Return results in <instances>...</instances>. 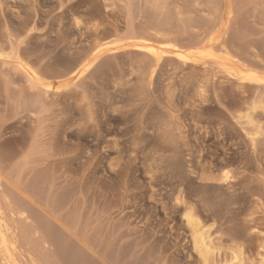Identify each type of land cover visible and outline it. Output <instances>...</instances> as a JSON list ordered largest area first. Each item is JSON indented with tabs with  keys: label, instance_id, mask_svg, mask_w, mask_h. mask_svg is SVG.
Listing matches in <instances>:
<instances>
[{
	"label": "rangeland",
	"instance_id": "374dc122",
	"mask_svg": "<svg viewBox=\"0 0 264 264\" xmlns=\"http://www.w3.org/2000/svg\"><path fill=\"white\" fill-rule=\"evenodd\" d=\"M165 9L176 32L187 28L201 37L195 47L213 45L220 63H252L264 74V0H0V169L15 210L11 224L22 264H200L184 219L188 207L208 225L220 255L224 252L222 260H231L230 250L237 247L246 251L245 264H258L256 253L264 242V134L251 147L244 126L234 119L243 105L242 90L217 84L218 103L209 85L204 101L194 87L201 72L191 64L182 67L172 55L165 56L149 84L145 67L151 60L131 46L130 38ZM190 24L197 29H188ZM178 42L183 52L196 49L189 40ZM99 43L111 47L86 77L76 82L59 77L64 67L93 60ZM20 57L43 72L51 90L32 85L18 66ZM256 120L264 126V113ZM0 259L6 264L1 254Z\"/></svg>",
	"mask_w": 264,
	"mask_h": 264
},
{
	"label": "bare ground",
	"instance_id": "6f19581e",
	"mask_svg": "<svg viewBox=\"0 0 264 264\" xmlns=\"http://www.w3.org/2000/svg\"><path fill=\"white\" fill-rule=\"evenodd\" d=\"M197 1V0H196ZM255 1V0H254ZM167 2V1H166ZM214 2V1H213ZM228 2V1H227ZM250 2V1H249ZM128 3V2H127ZM159 3H162V2H158ZM168 3V2H167ZM206 3V2H204ZM226 3V2H225ZM261 3V2H259ZM108 4V2H107ZM111 4V3H110ZM132 4V2H131ZM155 4H157L155 2ZM257 4V3H255ZM106 5V4H105ZM162 5H164L162 3ZM165 5H168V4H165ZM164 5V6H165ZM206 5V4H205ZM111 6V5H110ZM139 6V4H138ZM155 6V5H154ZM201 6V5H200ZM227 6V5H225ZM143 7V6H142ZM161 7V5H160ZM192 7V5H191ZM220 7V6H219ZM259 7V5H258ZM257 7V8H258ZM155 8V7H154ZM164 9V7H161ZM174 8V7H173ZM183 8V7H182ZM190 8V7H189ZM193 8V7H192ZM191 8V9H192ZM132 9V8H131ZM210 9V8H209ZM214 9V8H213ZM135 10V9H134ZM156 10V9H155ZM166 12L162 15V16H158V17H155L154 19H152V21L150 20V22H147L145 24H143L138 30V36H135L134 34V31L132 32L133 33V36L130 38L132 43H131V46L136 50L138 49L139 51L142 52V55L151 60L150 64L147 65V67H145V77L147 79V81L149 82V84L152 83L153 79H154V76L155 74L157 73L159 67L161 66L162 62L165 60V56L167 55H172L174 56L175 58H177L181 64L182 67L184 66H188L189 64H191L192 66V69L196 70V71H200L201 74H198L197 76L195 75V85L194 87L196 86L197 89V92L195 91V94H197V96L199 98H201L202 100L206 101L207 98H209V85H211V87L214 89V95H215V98L217 99L218 103H220V94L218 93V88H217V84L221 85L223 83L225 84H229V85H235V87L239 88L240 90H242L243 92L241 93L242 95H244V97H241L242 100H243V105H241L239 108H237V110L234 112L235 115L234 116V119L237 120V123L239 125H241L243 127V130L245 131V136H247L250 144H251V147L254 146V148L259 144L260 142V137L263 136L264 134V126H262L261 124L257 123L256 121V115L259 113V112H263L264 113V74H259L257 71H256V67L255 65H253L252 63H249V65H242V66H229L228 64L226 63H220L219 60L222 59L220 56H217V54L215 52V47L212 45V46H209V47H204V48H199V47H195L196 45H198L199 43V38L201 39V37H195L191 34H188L187 32V28H181L180 32H176L174 27L171 26L170 22H172V16L170 14L169 9L167 11V9H165ZM231 10V9H230ZM229 10V11H230ZM116 11V10H115ZM114 11V12H115ZM127 11V10H125ZM148 11V10H147ZM157 11V10H156ZM155 11V12H156ZM164 11V10H163ZM187 11V10H186ZM235 11V10H234ZM137 12V11H136ZM135 12V13H136ZM251 12V11H250ZM120 13V12H119ZM234 13V12H233ZM257 13V12H256ZM263 13V12H262ZM115 14V13H114ZM127 14V13H126ZM132 14V13H131ZM191 14V13H190ZM113 15V14H112ZM116 15V14H115ZM149 15V14H148ZM182 14H178V16H181ZM194 15V14H193ZM216 15V14H214ZM219 15V14H218ZM229 15H230V12H229ZM234 15V14H233ZM258 15V14H257ZM80 16V15H79ZM117 16V15H116ZM126 16V15H125ZM124 16V17H125ZM138 16V15H137ZM236 16V15H235ZM260 16V15H259ZM92 17V15L90 16V18ZM113 17V16H112ZM154 17V16H153ZM182 17V16H181ZM222 17V16H221ZM255 17V16H254ZM257 17V16H256ZM103 18V17H102ZM114 18V17H113ZM194 18V16H193ZM214 18V17H213ZM253 18V17H252ZM93 19V18H92ZM91 19V20H92ZM150 19V18H149ZM182 19V18H181ZM221 19V18H220ZM189 20V19H188ZM202 20V19H201ZM240 20V19H239ZM258 20V19H257ZM96 21V20H95ZM149 21V20H148ZM184 21V20H183ZM225 21V20H224ZM78 22V21H77ZM80 22V21H79ZM109 22V21H108ZM141 22V20H140ZM189 22V21H187ZM192 22V20H191ZM199 22V20H198ZM203 22V21H202ZM259 22V21H258ZM133 23V22H132ZM226 23V22H225ZM231 23V22H230ZM235 23V21H234ZM254 23V22H253ZM262 23V22H261ZM142 24V23H141ZM185 24V23H184ZM223 24V22H222ZM221 24V26H223ZM232 24V23H231ZM246 24V23H245ZM259 24V23H258ZM136 25V24H135ZM138 25V23H137ZM217 25V24H216ZM241 25V24H240ZM264 25V24H263ZM101 26V24L99 25ZM104 26V25H103ZM181 26V25H180ZM233 26V25H232ZM245 26V25H244ZM251 26V25H250ZM253 26V25H252ZM76 27V26H75ZM105 27V26H104ZM103 27V28H104ZM197 25H194V24H190L188 26V29L190 28L191 31L192 29L195 30L197 29ZM202 27V26H201ZM211 27V26H210ZM213 27V26H212ZM226 27V26H224ZM246 27V26H245ZM77 28V27H76ZM200 28V27H199ZM244 28V27H243ZM73 29V28H72ZM102 29V28H101ZM201 29V28H200ZM210 29V28H209ZM77 30V29H76ZM106 30V28H105ZM110 30V29H109ZM206 30V29H205ZM223 30V29H222ZM249 30V29H248ZM251 30V29H250ZM257 30H260L257 29ZM84 31V30H83ZM91 31V30H90ZM99 31V30H98ZM200 31V30H199ZM202 31V30H201ZM254 31V30H253ZM114 32V31H113ZM190 32V31H189ZM207 32V31H206ZM210 32V30H209ZM222 32V31H221ZM221 32L220 35H221ZM228 32V31H227ZM231 32V31H230ZM239 32V31H237ZM111 33V32H110ZM201 33V32H200ZM199 33V35H200ZM208 33V32H207ZM218 33V35H219ZM247 33V32H246ZM250 33V32H249ZM258 33V32H257ZM255 33V35L257 34ZM263 33V32H261ZM212 34V32H211ZM229 34V33H228ZM227 34V35H228ZM85 35V34H84ZM98 35V34H97ZM213 35V34H212ZM211 35V36H212ZM231 35V34H230ZM234 35V34H232ZM254 35V34H253ZM79 36V35H78ZM89 36V35H88ZM106 36V35H105ZM197 36V35H196ZM225 36V35H224ZM229 36V35H228ZM243 36V35H242ZM11 37V36H10ZM108 37V36H107ZM113 37V36H112ZM189 37H191V39H189ZM203 37V36H202ZM204 37H206L204 35ZM247 37H248V34H247ZM2 38V37H1ZM0 38V39H1ZM198 38V39H197ZM211 38V37H210ZM212 38L214 39V35L212 36ZM226 38V37H225ZM243 38L245 39V34L243 36ZM68 39V38H67ZM118 39V38H117ZM220 39V38H219ZM263 39V38H261ZM5 40V39H4ZM186 40H189V42L196 48L195 50H191L190 52H183L182 49L178 46V41H182V42H185ZM204 40V38H203ZM227 40V39H226ZM242 40V39H241ZM253 40V39H252ZM17 41V40H16ZM118 41V40H117ZM129 41V39H128ZM206 41V40H205ZM215 40H213L214 42ZM231 41H232V37H231ZM6 42V41H5ZM106 42V41H105ZM122 42V40H121ZM130 42V41H129ZM209 42H211L209 40ZM221 42V41H220ZM262 42V41H261ZM123 43V42H122ZM126 43V42H125ZM201 43V41H200ZM8 44V43H6ZM15 44V42H14ZM118 44V43H117ZM130 44V43H129ZM183 44V43H182ZM233 44V43H232ZM236 44V43H235ZM251 44V43H250ZM2 45V44H1ZM88 45V44H87ZM96 45V43H95ZM111 44H107V43H99L97 46H95V54L93 56V60L91 61H81L80 63H77L75 65H72L70 67H68L64 71H61V72H58V75L59 77H65V76H69L71 78L72 81H79L80 79H82L86 74L87 72H89L91 70V68L93 67L94 65V62L96 61V59L101 56L103 53H105L107 51V48L108 46H110ZM127 45V44H126ZM190 45V44H189ZM201 45V44H199ZM211 45V43H210ZM218 45V44H217ZM263 45V43H262ZM10 46V45H9ZM130 46V45H129ZM229 46V44H228ZM236 46V45H235ZM4 47V46H3ZM111 47V46H110ZM116 47V46H115ZM121 47V46H120ZM190 47V46H189ZM220 47L222 48V52L223 54H228L229 51H227V47H226V44H221ZM234 47V46H233ZM249 47V46H248ZM261 47V46H260ZM263 47V46H262ZM74 48V47H73ZM94 48V46H93ZM251 48H252V44H251ZM3 49V48H2ZM24 49V48H23ZM117 49V48H116ZM236 49L238 50V48L236 47ZM241 49V48H240ZM25 50V49H24ZM27 50V49H26ZM30 50V49H29ZM74 50V49H73ZM76 50V49H75ZM219 50V49H218ZM257 50V49H256ZM13 51V50H12ZM89 51V50H88ZM124 51V50H123ZM220 51V50H219ZM220 51V52H221ZM253 51V50H252ZM259 51V49H258ZM263 51V50H262ZM108 52V51H107ZM138 52V51H137ZM221 52V54H222ZM38 53V52H36ZM40 53V52H39ZM89 53V52H88ZM124 53V52H123ZM133 53V52H132ZM232 53V51H231ZM234 53V52H233ZM260 53V51H259ZM10 54V53H9ZM15 54V52H14ZM33 54V52H32ZM117 54V52H116ZM219 54V52H218ZM222 54V55H223ZM236 54V52H235ZM244 53L242 52V55ZM255 54V53H254ZM44 55V54H43ZM91 55V54H90ZM109 55V54H108ZM107 55V56H108ZM232 55V54H231ZM238 57V60L240 59L239 57V54H236ZM241 55V54H240ZM1 56V55H0ZM16 56V55H15ZM19 56V54H18ZM17 56V58H18ZM21 56V55H20ZM38 56V55H37ZM79 56V55H78ZM138 56V55H137ZM141 56V55H140ZM235 56V55H234ZM247 56V55H246ZM245 56V57H246ZM264 56V54H263ZM10 57V56H9ZM13 57V56H12ZM43 57V56H42ZM244 57V56H242ZM257 57V56H256ZM14 58V57H13ZM16 58V57H15ZM36 58V57H35ZM39 58V57H38ZM132 58V57H131ZM134 58V57H133ZM144 58V59H145ZM169 58V57H168ZM226 58V57H224ZM228 58V57H227ZM233 58V57H232ZM11 59V58H9ZM23 58H19V62H18V66L19 68L23 71L24 74H26L28 80L32 83V85L34 86H37V87H44V89L46 88L47 90H49L51 88V86H53L51 83L50 84H45L43 81V77L41 78L40 74L43 73L41 72L39 74V72H36L35 70H33V68L29 67L27 64H25L26 62H24V60H22ZM29 59V58H28ZM104 59V58H103ZM102 59V60H103ZM108 59V58H107ZM119 59V58H118ZM237 59V58H236ZM245 59V58H244ZM247 59V57H246ZM264 59V58H263ZM76 60V59H75ZM100 60V59H99ZM225 60V59H224ZM233 60V59H232ZM40 61V60H39ZM59 61V60H58ZM130 61V60H129ZM170 61V60H169ZM231 61V60H230ZM246 61V60H245ZM38 62V61H37ZM68 62V61H67ZM110 62V61H109ZM172 62V61H171ZM56 63V62H55ZM58 63V62H57ZM98 63V62H97ZM147 63V62H146ZM145 63V64H146ZM240 63V62H239ZM242 63V62H241ZM245 63V62H244ZM11 64V63H10ZM54 64V63H53ZM104 64V63H103ZM130 64V63H129ZM247 64V62L245 63ZM32 65V64H31ZM30 65V66H31ZM35 65V64H34ZM61 65V64H59ZM105 65V64H104ZM2 66V64H1ZM12 66V65H11ZM130 66V65H129ZM34 67V66H33ZM62 67V66H61ZM102 67V66H101ZM100 67V68H101ZM143 67V66H142ZM36 68V67H35ZM38 68V67H37ZM180 68V67H179ZM188 68V67H187ZM42 69V68H41ZM63 69V67H62ZM191 69V70H192ZM59 70V69H58ZM61 70V69H60ZM1 71V70H0ZM6 71V70H5ZM38 71V70H37ZM51 71V70H50ZM182 71V70H181ZM2 72V71H1ZM7 72H8V69H7ZM11 72V70H10ZM124 72V71H123ZM140 72V70H139ZM177 72V70H176ZM195 72V71H194ZM260 72V71H259ZM96 73V72H95ZM181 73V72H180ZM184 73V72H183ZM13 74V73H12ZM143 74V73H141ZM190 74V73H189ZM43 75V74H42ZM130 75V74H129ZM194 75V74H193ZM2 76H4L2 74ZM50 76V75H48ZM47 76V77H48ZM123 76V75H122ZM6 77V76H5ZM45 77V76H44ZM53 77V76H52ZM60 77V78H61ZM86 77V76H85ZM116 77V76H115ZM141 77V76H140ZM54 78V77H53ZM67 78V77H66ZM65 78V79H66ZM194 78V77H193ZM144 79V78H143ZM191 79V78H190ZM49 80V77L47 79V81ZM54 80V79H53ZM5 81V80H4ZM168 81V80H167ZM138 82V81H137ZM193 82V81H192ZM6 83V82H5ZM11 83V82H10ZM25 83V82H24ZM47 83V82H46ZM116 83V82H115ZM146 83V82H145ZM12 84V83H11ZM21 84V83H20ZM167 84V83H166ZM249 84V85H248ZM73 85V84H72ZM142 85V84H141ZM165 85V84H164ZM190 85V84H189ZM4 86V85H3ZM2 86V87H3ZM10 86V85H9ZM29 86V85H28ZM169 86V85H168ZM184 86V85H183ZM186 86V85H185ZM6 87V86H5ZM60 87V86H59ZM187 87V86H186ZM234 87V88H235ZM32 88V87H31ZM136 88V87H135ZM188 88V87H187ZM3 89V88H2ZM19 89V87L17 88ZM34 89V88H33ZM32 89V91H33ZM39 89V88H38ZM43 89V90H44ZM74 89V88H73ZM194 89V88H193ZM51 90V89H50ZM59 90V89H58ZM189 90V89H187ZM186 90V91H187ZM237 90V89H235ZM239 90V91H240ZM42 91V90H41ZM69 91V90H67ZM137 91V89H136ZM143 91V90H142ZM153 91V90H152ZM181 91V90H180ZM194 91V90H193ZM220 91V89H219ZM227 91V90H226ZM225 91V92H226ZM4 92H5V89H4ZM50 92V91H49ZM48 92V94H49ZM54 92V91H53ZM175 92V91H174ZM189 91H187L186 93H188ZM229 92V91H228ZM14 93V91H13ZM68 93V92H67ZM82 93V92H81ZM140 93V91H139ZM145 93V92H144ZM6 94V93H5ZM30 94V93H29ZM56 94V93H55ZM136 94V93H135ZM185 94V93H184ZM45 95V94H43ZM229 95V94H228ZM239 95V94H238ZM247 95V96H246ZM20 96V95H19ZM41 96V94H40ZM186 96V95H185ZM32 97V96H31ZM42 97V96H41ZM49 97V96H48ZM56 97V96H55ZM197 97V99H198ZM221 97V96H220ZM223 97V96H222ZM227 97V96H226ZM232 97V96H231ZM17 98V97H16ZM33 98V97H32ZM43 98V97H42ZM233 98V97H232ZM240 98V96H239ZM238 98V100H239ZM46 99V98H45ZM144 99V98H143ZM180 99V98H179ZM178 99V100H179ZM229 99V97L227 98ZM226 99V100H227ZM37 100V99H36ZM190 100V99H189ZM200 100V99H199ZM235 100V99H234ZM238 100L236 102H238ZM4 101V99H3ZM33 101V100H32ZM204 101H202L201 103L203 104ZM23 102V101H22ZM29 102V100H28ZM33 102H36V101H33ZM38 102V101H37ZM41 102V101H40ZM26 103V102H25ZM30 103V102H29ZM200 103V104H201ZM239 103V104H240ZM14 104V103H13ZM31 104V103H30ZM41 105V103H38ZM228 104V102H227ZM23 105V103H22ZM35 105V104H34ZM37 105V104H36ZM189 105V104H188ZM194 105V104H193ZM206 105V104H205ZM25 106V105H24ZM33 106V103L32 105ZM30 106V107H31ZM166 106V105H165ZM201 106V105H200ZM223 106V105H222ZM236 106V105H235ZM37 107V106H36ZM196 107V106H195ZM225 107V106H224ZM230 107V105H229ZM26 108V107H25ZM25 108H21L24 109ZM40 108V107H39ZM192 108V107H191ZM231 108V107H230ZM5 109V108H4ZM29 109V108H28ZM42 109V108H41ZM118 108H116L117 110ZM201 108L199 107V110ZM50 110V109H49ZM192 110V109H191ZM198 110V109H197ZM198 110V111H199ZM202 110V109H201ZM200 110V111H201ZM204 110V109H203ZM228 110V109H227ZM233 110V108L231 109ZM15 112V111H14ZM47 112V111H46ZM162 112V111H161ZM230 112V111H229ZM12 113V112H11ZM167 113V112H166ZM178 113V112H177ZM200 113V112H199ZM14 114V113H13ZM33 114V113H32ZM137 114V113H136ZM206 114V113H205ZM209 114V113H208ZM141 115V114H140ZM1 116V115H0ZM4 116V115H3ZM136 116V115H135ZM174 116V115H173ZM176 116V115H175ZM41 117V116H40ZM179 117V116H178ZM203 117V116H202ZM205 117V116H204ZM231 117V116H230ZM134 118V117H133ZM206 118V117H205ZM204 118V119H205ZM263 118V117H262ZM141 119V118H140ZM198 119V118H197ZM202 119V118H201ZM217 119V118H216ZM221 119V118H220ZM219 119V120H220ZM12 120V119H11ZM23 120V119H22ZM21 120V121H22ZM29 120V119H28ZM232 120V119H231ZM26 121V120H25ZM198 121V120H197ZM196 121V122H197ZM210 121V120H209ZM45 122V121H44ZM223 122V121H222ZM221 122V123H222ZM22 123V122H21ZM200 123V122H199ZM215 123V122H214ZM236 123V124H237ZM24 124V123H23ZM46 124V123H45ZM164 124V123H163ZM175 124V123H174ZM198 124V123H197ZM225 124V123H224ZM226 125V124H225ZM3 126V125H2ZM21 126V125H20ZM28 126V125H27ZM165 126V125H164ZM184 126V125H183ZM205 126V125H204ZM220 126V125H219ZM157 127V126H156ZM168 127V125H167ZM8 128V127H7ZM36 128V127H34ZM136 128V127H135ZM206 129V128H205ZM132 130H135L134 128ZM141 131V130H140ZM139 131V132H140ZM165 131V130H164ZM170 131V130H169ZM18 132V131H17ZM143 132V131H142ZM175 132V130H174ZM241 132V130H240ZM166 133V132H165ZM163 133V134H165ZM242 133V132H241ZM132 134V133H131ZM26 135V134H25ZM144 135V134H143ZM161 135V134H160ZM159 135V136H160ZM180 135V133H179ZM21 136V135H20ZM133 136V135H132ZM140 136V134H139ZM162 136V135H161ZM39 137V135H38ZM162 138V137H161ZM263 138V137H262ZM42 139V138H41ZM133 139V138H132ZM136 139V137H135ZM172 139V138H171ZM229 139V138H228ZM156 140V139H155ZM161 140V139H160ZM246 140L245 142L248 143ZM116 141V140H115ZM158 141V140H157ZM171 141V140H170ZM180 141V140H179ZM163 142V140H162ZM165 142V141H164ZM169 142V140L167 141V143ZM261 142H264L261 140ZM115 143V142H114ZM134 143V142H133ZM181 143V141H180ZM164 144V143H163ZM245 144V143H244ZM135 145V144H133ZM138 145V144H137ZM184 145V144H183ZM247 145V144H246ZM261 145V144H260ZM161 146V145H160ZM169 146V145H167ZM250 147V146H249ZM264 147V145H263ZM162 148V147H160ZM14 149V148H13ZM12 149V150H13ZM22 151V150H21ZM32 151V149L30 150ZM252 152V151H250ZM11 154V153H10ZM252 155V153H251ZM260 155V154H259ZM253 156V155H252ZM1 157H5V156H1ZM9 157V156H8ZM16 157V156H15ZM14 157V158H15ZM179 157V156H178ZM248 157V156H247ZM255 157V156H253ZM6 158H7V155H6ZM10 158V157H9ZM9 158H7L9 160ZM6 159V160H7ZM231 159V158H230ZM250 159V158H249ZM5 160V158H3V161ZM253 160V159H252ZM255 160V159H254ZM238 161V160H237ZM6 162V161H5ZM17 162V161H16ZM256 162V161H255ZM259 162V161H258ZM8 163L9 165V162H6ZM5 163V164H6ZM11 163V162H10ZM3 164V163H2ZM1 164V167L4 165ZM173 164V163H172ZM179 164V163H178ZM11 165V164H10ZM29 165V164H28ZM171 165V164H170ZM174 165V164H173ZM180 165V164H179ZM205 165V164H204ZM245 165V164H244ZM254 165V164H253ZM256 165V164H255ZM13 166V165H12ZM231 166V165H230ZM6 167V165H5ZM9 167V166H8ZM173 167V166H172ZM178 167V166H177ZM12 168V167H11ZM10 168V170H11ZM17 168V167H16ZM180 168V167H178ZM14 169V168H13ZM13 169H12V172H13ZM6 170V169H5ZM9 170V171H10ZM174 170V169H172ZM201 170V169H200ZM3 171H1L0 169V254H1V257L2 259L4 260L3 263H6V264H22L21 262V256L23 257V255H21L20 253V248H19V240H18V235L16 234L15 232V229L13 228L11 222H12V218L11 216L15 215L14 214V211L13 208L11 207V203L8 202V199L10 200V197H8V193H6L4 191V183H6V177L4 178V172L2 174ZM17 172V171H16ZM6 173V172H5ZM202 173V172H201ZM207 173V172H206ZM264 173V172H263ZM208 174V173H207ZM239 174V172H238ZM12 175V174H11ZM16 175V173L14 174ZM182 175V174H181ZM210 175V173H209ZM227 175V174H226ZM6 176V175H5ZM199 176V175H198ZM219 176V175H218ZM24 177V176H23ZM22 177V178H23ZM182 177V176H181ZM240 177V176H239ZM199 178V177H198ZM19 179V178H18ZM40 179V178H39ZM203 179V178H202ZM208 179L211 180H215L214 178H210L208 177ZM221 179V178H220ZM243 179V178H242ZM25 180V178H24ZM187 180V179H186ZM11 181V180H10ZM188 181V180H187ZM201 181V180H200ZM15 182V181H14ZM22 183V182H21ZM203 183V182H202ZM233 183V182H231ZM231 183H228V186L230 188V184ZM237 183V182H236ZM200 184V183H199ZM205 184V183H204ZM225 184V182H224ZM33 185V184H32ZM207 185V184H206ZM215 186V184H213ZM22 186V185H21ZM39 186V185H38ZM233 186V184L231 185ZM235 186V184H234ZM237 186V185H236ZM235 186V187H236ZM249 186V185H248ZM40 187V186H39ZM209 187V186H208ZM207 187V188H208ZM27 188V187H26ZM177 188V187H176ZM216 188V187H215ZM220 188V187H219ZM37 189V188H36ZM253 189V188H252ZM28 190V188H27ZM200 190V189H199ZM198 190V191H199ZM206 190V189H204ZM209 190V189H208ZM224 190V188H223ZM231 190V188H230ZM259 190V189H258ZM262 190V189H261ZM17 191V190H16ZM36 191V190H35ZM217 191V190H216ZM236 191V190H235ZM250 191V190H249ZM253 191V190H252ZM14 192V190L12 191ZM23 192H25L23 190ZM189 192V191H188ZM207 192V191H206ZM215 192V191H214ZM218 192V191H217ZM233 192V191H232ZM256 192V191H255ZM36 193V192H35ZM181 193V192H180ZM229 193V192H228ZM257 193V192H256ZM263 193V192H261ZM216 194V193H215ZM225 194V193H224ZM238 194V193H237ZM260 194V193H259ZM258 194V195H259ZM25 195V194H24ZM34 195V194H33ZM186 195V194H185ZM201 195V194H200ZM221 195V194H220ZM218 195V200L220 199ZM12 196V195H11ZM21 196V195H20ZM28 196V194L26 195ZM31 196V194H30ZM183 196V195H182ZM178 197V196H177ZM14 198V197H13ZM12 198V199H13ZM185 198V197H184ZM187 198V197H186ZM209 198V197H208ZM222 198H225V196ZM227 198V197H226ZM20 199V197H19ZM34 199V198H33ZM32 199V200H33ZM41 199V198H40ZM236 200V198H234ZM15 200V198H14ZM24 200H26L24 198ZM39 200V198H38ZM52 200V199H51ZM208 200V199H207ZM235 200H233L232 202H234ZM260 200V199H259ZM31 201V200H30ZM34 201V200H33ZM223 201V199H222ZM221 201V203H223ZM226 201V200H225ZM15 202V201H14ZM176 202V201H175ZM195 202V201H193ZM201 202V201H200ZM203 202V201H202ZM214 202V201H213ZM28 203V202H27ZM39 203V202H37ZM237 203V202H236ZM11 204V205H10ZM186 204V202H185ZM196 204V203H195ZM199 204V203H198ZM224 204H226L224 202ZM36 205V204H35ZM52 205V204H51ZM50 205V206H51ZM64 205V204H63ZM214 205V204H213ZM212 205V206H213ZM227 205V204H226ZM224 205V206H226ZM54 206V205H53ZM222 206V205H220ZM228 206V205H227ZM231 206V205H230ZM263 206V205H261ZM26 207V206H25ZM45 207V205H44ZM56 207V206H55ZM229 207V206H228ZM220 208V207H219ZM232 208V207H231ZM51 209V208H50ZM60 209V208H59ZM187 210L186 214H185V218L186 219V222H187V226L188 228L190 229V232H191V236H192V243H193V249L194 251L198 254L197 258H199V262L200 264H227V261H232L230 263L232 264H245L244 262L245 261H248L246 260V251L244 252V250L242 248H237L236 249H232L230 250L231 251V260H222L221 256L223 257V253L222 255L221 254V251H222V248L220 247H217L214 243V240L212 239V234H210L211 232L209 231V227L207 228L206 224L200 219V217H198L195 212H193L189 207L188 208H185ZM215 209V207H214ZM227 209V208H226ZM18 210V209H17ZM28 210V209H27ZM44 210V209H43ZM196 210V209H195ZM220 210V209H219ZM262 210V209H261ZM45 211V210H44ZM60 211V210H59ZM46 212V211H45ZM216 212V211H214ZM219 212V211H218ZM24 213V212H23ZM217 213V212H216ZM28 214V213H27ZM19 215V214H18ZM26 215V213H25ZM242 216V215H241ZM56 218V217H55ZM210 218V217H209ZM32 219V218H31ZM42 219V218H41ZM204 219V218H203ZM207 219V218H206ZM24 220V219H23ZM29 220V219H28ZM59 220V219H58ZM17 221V220H16ZM15 221V222H16ZM44 221V220H43ZM46 221V220H45ZM71 221V220H70ZM221 221V220H220ZM38 223V221H36ZM51 222V221H50ZM217 222V221H216ZM207 223V222H206ZM224 223V222H223ZM233 223V222H232ZM18 224V223H17ZM26 224V223H25ZM65 224V223H64ZM27 225V224H26ZM50 225V223H49ZM48 225V226H49ZM60 225V224H59ZM222 225V224H221ZM37 226V225H36ZM68 226V225H67ZM186 226V227H187ZM210 226V225H209ZM43 227V226H42ZM222 227V226H221ZM21 228V227H20ZM48 228V227H47ZM50 228V227H49ZM263 228V227H262ZM44 229V228H43ZM87 229V228H86ZM227 229H228V226H227ZM234 229V228H233ZM264 229V228H263ZM29 230V229H28ZM48 230V229H47ZM235 230V229H234ZM258 230V228H257ZM46 231V230H45ZM264 231V230H263ZM39 232V230H38ZM258 232V231H257ZM26 233V232H25ZM43 233V232H41ZM51 233V231H50ZM50 233H47V234H50ZM57 233V232H56ZM55 233V234H56ZM213 233V232H212ZM259 233V232H258ZM28 234V233H27ZM44 234V233H43ZM46 234V232H45ZM215 234V233H214ZM25 235V234H24ZM23 235V237H24ZM59 235V234H58ZM258 235V234H257ZM30 236V235H29ZM29 236L27 238H29ZM40 236V235H39ZM78 236V235H77ZM85 236V235H84ZM214 236V235H213ZM37 237V236H36ZM41 237V236H40ZM61 237V236H60ZM64 237V236H63ZM55 237H53L54 239ZM62 238V237H61ZM236 238V237H235ZM24 239V238H23ZM32 239V238H31ZM90 239V238H89ZM261 239V238H260ZM27 240V239H26ZM33 240V239H32ZM60 240V238H59ZM58 240V241H59ZM63 240V239H62ZM237 240V239H236ZM259 240V239H258ZM262 240V239H261ZM40 241V240H39ZM257 241V240H256ZM64 242V241H63ZM235 242V241H234ZM239 242V241H238ZM60 243V242H59ZM260 243V242H259ZM31 244V243H30ZM39 244V243H38ZM41 244V243H40ZM262 244V243H261ZM260 244V245H261ZM43 245V244H42ZM257 245V244H256ZM259 245V246H260ZM244 246V245H243ZM24 247V246H23ZM43 247V246H42ZM67 247V246H66ZM230 247V246H229ZM242 247V245H241ZM258 247V245H257ZM33 248V247H32ZM69 249V248H68ZM84 249V248H83ZM254 249V248H252ZM260 251H257L256 254H258V257H259V261L257 262L258 264H264V242L263 244L259 247ZM28 250V249H27ZM246 250V249H245ZM251 250V249H250ZM71 251V250H70ZM253 251V250H252ZM255 252V251H254ZM66 253V252H64ZM252 253V252H251ZM62 254V253H61ZM91 254V253H90ZM31 255V254H30ZM34 255V254H33ZM254 255V253H253ZM32 256V255H31ZM82 256V255H81ZM251 256V254H250ZM29 257V256H28ZM34 257V256H32ZM49 257V256H48ZM99 257V256H98ZM226 257H228L226 255ZM50 258V257H49ZM124 258V257H123ZM37 259V258H36ZM225 259V257H224ZM252 259H253V256H252ZM1 260V259H0ZM23 260V259H22ZM40 260V259H39ZM48 260V259H47ZM114 260V259H113ZM256 260V259H255ZM81 262V261H80ZM87 262V261H86ZM86 262H81L79 264H86ZM105 262V261H104ZM251 262V261H250ZM256 262V261H255ZM190 263V262H189ZM229 263V262H228ZM30 264V263H29ZM51 264V263H50ZM88 264V263H87ZM198 264V263H197ZM256 264V263H255Z\"/></svg>",
	"mask_w": 264,
	"mask_h": 264
}]
</instances>
